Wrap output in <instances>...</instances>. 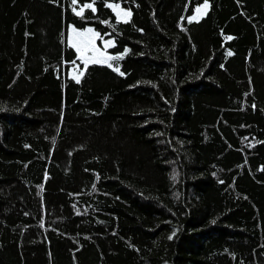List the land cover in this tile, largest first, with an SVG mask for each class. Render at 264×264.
<instances>
[{
	"label": "trees",
	"instance_id": "16d2710c",
	"mask_svg": "<svg viewBox=\"0 0 264 264\" xmlns=\"http://www.w3.org/2000/svg\"><path fill=\"white\" fill-rule=\"evenodd\" d=\"M208 1L0 0V264H264V0Z\"/></svg>",
	"mask_w": 264,
	"mask_h": 264
},
{
	"label": "rangeland",
	"instance_id": "374dc122",
	"mask_svg": "<svg viewBox=\"0 0 264 264\" xmlns=\"http://www.w3.org/2000/svg\"><path fill=\"white\" fill-rule=\"evenodd\" d=\"M114 6V9L116 10L117 13H119V17L122 18V19H128L131 17L130 16H125L124 13L126 11H130L131 14H132V9L129 8V7H124L122 6L121 4L119 3H113L112 4ZM118 5V7H116ZM209 7V1L207 3V6H205L204 2L203 3H200L198 4L195 9H194V12L191 14L192 15V18L194 19H198L200 18L203 14L206 13V10L207 8ZM199 8V11H197V9ZM73 28L77 29V30H84V29H92V33H88L83 39H88L90 38L93 33H96L93 28L87 26V27H82V28H79V27H76L74 25H70L69 26V32H68V41L73 45L74 43V40H75V34L73 32ZM94 44H95V50L94 51H88V52H85V53H81L79 52L80 54V57L83 55L85 59H88V63L89 62H93L92 59H90L89 57H95L96 59L99 60V62H105V61H108L105 59V57L107 56H110L111 54V50L110 49H107L104 45H102L100 42H98L97 40V36L95 37L94 39ZM103 54V55H101ZM82 62L84 63V59H82ZM111 61V60H109ZM85 65V63H84ZM84 65H81L80 63L77 64V67H74L73 70H72V74L75 76V77H80L82 71H83V68H84Z\"/></svg>",
	"mask_w": 264,
	"mask_h": 264
},
{
	"label": "snow or ice",
	"instance_id": "6c2138e0",
	"mask_svg": "<svg viewBox=\"0 0 264 264\" xmlns=\"http://www.w3.org/2000/svg\"><path fill=\"white\" fill-rule=\"evenodd\" d=\"M96 2V0H92V3H86L84 4V8H89V9H92L93 12H95V9L93 8V4ZM71 3L73 5H75L77 3V0H71ZM207 3H208V0H204V4L205 6H207ZM107 7L109 8H112L114 7L113 5L111 4H107L106 5ZM118 7V5L116 6ZM73 11L75 12V8L73 9ZM197 11H199V8L197 9ZM77 15H81L82 16V12H76ZM117 15L119 16V13H117ZM125 16H130L131 15V12L130 11H126L124 13ZM117 22L119 23V20H117ZM127 22V21H125ZM102 23H107V21H102ZM73 32L75 34V40H74V43H73V47L76 48V50L78 52H81V53H85V52H88V51H94L95 50V44H94V39L96 36H99V33H93V35L88 38V39H83L88 33H92V29H84V30H77L75 28H73ZM229 39H231V37H228ZM108 43H111L110 41L106 42V44ZM129 51L128 49L125 50V53H121L120 56L122 57L124 54H126V52ZM229 55H232L231 52L228 53ZM103 55V54H101ZM82 59H84V63H85V66H87V63H88V59H85L84 56L82 55L81 56ZM90 59L93 60V62H99L98 59H96L95 57H89ZM120 57H115V56H107L105 57L106 60H113V59H118ZM109 67H112L111 64L108 65ZM116 71H119V69L117 68ZM120 75H124V73H120ZM79 82V81H77ZM253 107H255V105H253ZM173 179H175V177H173ZM213 223H215V221H213ZM175 235V232H173V236ZM169 239H172V236L169 237Z\"/></svg>",
	"mask_w": 264,
	"mask_h": 264
}]
</instances>
